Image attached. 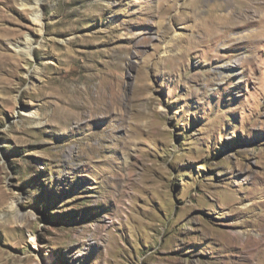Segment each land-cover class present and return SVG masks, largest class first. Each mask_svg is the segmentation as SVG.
<instances>
[{"label": "rangeland", "instance_id": "rangeland-1", "mask_svg": "<svg viewBox=\"0 0 264 264\" xmlns=\"http://www.w3.org/2000/svg\"><path fill=\"white\" fill-rule=\"evenodd\" d=\"M32 1L0 0V264H264V0Z\"/></svg>", "mask_w": 264, "mask_h": 264}, {"label": "bare ground", "instance_id": "bare-ground-1", "mask_svg": "<svg viewBox=\"0 0 264 264\" xmlns=\"http://www.w3.org/2000/svg\"><path fill=\"white\" fill-rule=\"evenodd\" d=\"M250 1H254V0H250ZM30 8H32L36 11V14L34 15V17L36 20H38V17H39V9H38L39 8V0H33L32 6H30ZM39 48H41V47H39Z\"/></svg>", "mask_w": 264, "mask_h": 264}]
</instances>
